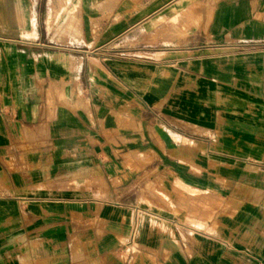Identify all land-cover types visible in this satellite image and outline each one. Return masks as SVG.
Instances as JSON below:
<instances>
[{
	"label": "crops",
	"instance_id": "crops-1",
	"mask_svg": "<svg viewBox=\"0 0 264 264\" xmlns=\"http://www.w3.org/2000/svg\"><path fill=\"white\" fill-rule=\"evenodd\" d=\"M0 264H264V0H0Z\"/></svg>",
	"mask_w": 264,
	"mask_h": 264
}]
</instances>
